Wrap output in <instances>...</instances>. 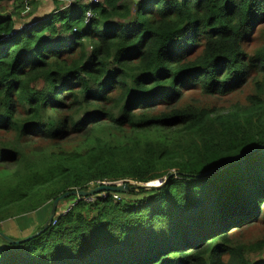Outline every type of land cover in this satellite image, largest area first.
Masks as SVG:
<instances>
[{
    "label": "trees",
    "instance_id": "16d2710c",
    "mask_svg": "<svg viewBox=\"0 0 264 264\" xmlns=\"http://www.w3.org/2000/svg\"><path fill=\"white\" fill-rule=\"evenodd\" d=\"M54 3L0 13V222L130 189L67 197L37 237L0 236V264H264V236L236 234L264 218V0ZM253 75L227 111L186 100Z\"/></svg>",
    "mask_w": 264,
    "mask_h": 264
},
{
    "label": "rangeland",
    "instance_id": "374dc122",
    "mask_svg": "<svg viewBox=\"0 0 264 264\" xmlns=\"http://www.w3.org/2000/svg\"><path fill=\"white\" fill-rule=\"evenodd\" d=\"M35 0H32L33 2ZM103 1V0H100ZM129 2H136L137 0H127ZM81 2L87 3L86 0H81ZM64 4V3H63ZM55 8L54 0H38L31 6L28 5V1L24 3H8L0 5V13L8 14L14 13V17L17 22L18 27L24 26L26 21L31 18H39L43 15L51 12ZM34 11V15L30 18V12ZM259 27V26H258ZM255 28L251 33V39L246 43V50L250 53L259 49L263 45V33L264 24H261L259 28ZM261 78L258 76L257 79ZM255 92V81L254 75L251 76L248 82L239 90H236L227 95H203L201 91H193L186 93L185 97L188 102L200 103L204 106L209 105L215 107L218 110L227 111L236 104H245L247 97ZM5 138L4 135H0V140ZM43 145L39 144L38 147ZM156 182V181H155ZM123 184V183H119ZM155 184V183H154ZM127 192V191H126ZM72 201V202H71ZM74 200L61 201L58 205V210L60 212L67 211L69 207H72ZM49 207H43L35 212H30L27 214L19 215L11 219H6L0 222V231L4 232L8 236L13 237H23L31 235L34 232H38L40 226L44 223L46 218L49 217L48 213ZM49 214V215H48ZM48 215V216H47ZM58 215V214H57ZM263 219V220H262ZM237 236L241 237L242 240L250 242L264 236V218H260L255 224L236 232ZM28 237V236H27Z\"/></svg>",
    "mask_w": 264,
    "mask_h": 264
},
{
    "label": "water",
    "instance_id": "95a60500",
    "mask_svg": "<svg viewBox=\"0 0 264 264\" xmlns=\"http://www.w3.org/2000/svg\"><path fill=\"white\" fill-rule=\"evenodd\" d=\"M155 183V184H154ZM162 183L160 181L156 182H150L145 184L143 187L145 188H152V187H159ZM130 187L127 184H119V183H107V184H103V185H99L97 187L94 188H90L89 190H80V191H72V192H67L66 194L60 196L59 198H57L52 206V210L50 212V215L48 217V220L46 221V223L44 224V228L41 231H38L28 237L25 238H21V239H14L11 238L10 236H8L7 234H5L4 232L0 231V236L7 241L8 243L11 244H17V243H22L25 242L27 240H30L34 237H37L40 233H42L49 225H51L54 221V218L57 214V208L58 205L61 201H63L64 199H66L67 197L70 196H77L78 198H86V197H91L94 196L96 194H100L102 192H126L129 191Z\"/></svg>",
    "mask_w": 264,
    "mask_h": 264
},
{
    "label": "built area",
    "instance_id": "2783aa9c",
    "mask_svg": "<svg viewBox=\"0 0 264 264\" xmlns=\"http://www.w3.org/2000/svg\"><path fill=\"white\" fill-rule=\"evenodd\" d=\"M26 1H28V0H25V2ZM87 1V3H89V4H91V3H99V2H101L100 0H86ZM91 14H92V12H91V10L89 9L88 11H87V13H86V15H87V17H90L91 16ZM86 198H88V201H93L94 200V197L93 196H91V197H86ZM71 207H69L68 208V210L70 209ZM67 210V211H68ZM67 211H64V212H62L63 214H65ZM55 218H56V216H55ZM54 218V219H55Z\"/></svg>",
    "mask_w": 264,
    "mask_h": 264
}]
</instances>
